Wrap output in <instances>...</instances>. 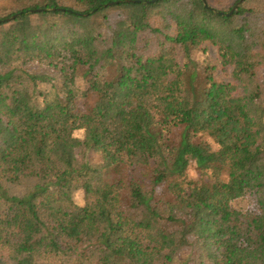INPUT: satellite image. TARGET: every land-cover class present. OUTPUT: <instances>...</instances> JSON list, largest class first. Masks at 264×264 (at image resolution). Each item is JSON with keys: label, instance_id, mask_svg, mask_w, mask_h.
<instances>
[{"label": "trees", "instance_id": "trees-1", "mask_svg": "<svg viewBox=\"0 0 264 264\" xmlns=\"http://www.w3.org/2000/svg\"><path fill=\"white\" fill-rule=\"evenodd\" d=\"M263 69L264 0H0V264H264Z\"/></svg>", "mask_w": 264, "mask_h": 264}, {"label": "rangeland", "instance_id": "rangeland-1", "mask_svg": "<svg viewBox=\"0 0 264 264\" xmlns=\"http://www.w3.org/2000/svg\"><path fill=\"white\" fill-rule=\"evenodd\" d=\"M208 47L211 52V55L214 57L215 47L210 45ZM261 74L264 77V69L262 70ZM226 183H227L226 192L228 193L230 189H232L236 184V179L234 178V176H228L226 179ZM198 199L200 200L205 199V195H202V193L198 194ZM235 208H244L252 215L253 217L252 225L255 229L261 230L264 228V211H261L258 208L250 205L248 203L247 198L246 199L243 197L231 198L225 205H218L216 207V212L219 215H225L226 213H228V211ZM237 240L239 241L240 246H243L246 243V239L242 232L237 233Z\"/></svg>", "mask_w": 264, "mask_h": 264}]
</instances>
